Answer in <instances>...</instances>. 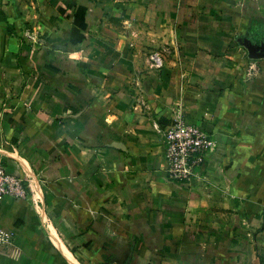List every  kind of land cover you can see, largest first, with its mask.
Segmentation results:
<instances>
[{
	"label": "crops",
	"instance_id": "obj_1",
	"mask_svg": "<svg viewBox=\"0 0 264 264\" xmlns=\"http://www.w3.org/2000/svg\"><path fill=\"white\" fill-rule=\"evenodd\" d=\"M252 4L0 0V156L29 186L0 201V264H264ZM179 118L214 141L186 187L161 136Z\"/></svg>",
	"mask_w": 264,
	"mask_h": 264
},
{
	"label": "built area",
	"instance_id": "obj_2",
	"mask_svg": "<svg viewBox=\"0 0 264 264\" xmlns=\"http://www.w3.org/2000/svg\"><path fill=\"white\" fill-rule=\"evenodd\" d=\"M150 59L156 68L163 66L159 53H152ZM161 136L168 179L186 187L212 151L214 141L203 128L186 123L181 118L166 126L161 131ZM4 198L26 200L29 198V186L24 177L13 175L7 170L4 159L0 156V201ZM12 238L11 233L0 225V245L9 244Z\"/></svg>",
	"mask_w": 264,
	"mask_h": 264
},
{
	"label": "rangeland",
	"instance_id": "obj_3",
	"mask_svg": "<svg viewBox=\"0 0 264 264\" xmlns=\"http://www.w3.org/2000/svg\"><path fill=\"white\" fill-rule=\"evenodd\" d=\"M261 6L264 5H251V9L253 10H251V14L247 17L249 20V27L244 31L242 45L240 46L245 54L252 56V61H255L258 57L264 56V10L260 8ZM250 74L253 75V72L251 71ZM202 167L203 165L198 168L194 179L200 176Z\"/></svg>",
	"mask_w": 264,
	"mask_h": 264
}]
</instances>
